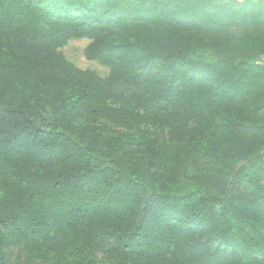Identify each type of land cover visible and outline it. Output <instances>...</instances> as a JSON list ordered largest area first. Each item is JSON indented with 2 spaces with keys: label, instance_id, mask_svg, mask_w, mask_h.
Masks as SVG:
<instances>
[{
  "label": "trees",
  "instance_id": "16d2710c",
  "mask_svg": "<svg viewBox=\"0 0 264 264\" xmlns=\"http://www.w3.org/2000/svg\"><path fill=\"white\" fill-rule=\"evenodd\" d=\"M259 57L264 2L0 0V264H264Z\"/></svg>",
  "mask_w": 264,
  "mask_h": 264
},
{
  "label": "rangeland",
  "instance_id": "374dc122",
  "mask_svg": "<svg viewBox=\"0 0 264 264\" xmlns=\"http://www.w3.org/2000/svg\"><path fill=\"white\" fill-rule=\"evenodd\" d=\"M226 1V0H223ZM244 1V0H240ZM229 30H232L229 28ZM90 43L89 40L83 38H73L70 39L59 51L62 56L76 68L81 70H87L94 72L97 76L105 78L109 73V68L101 65L96 61L86 60L84 57V49ZM264 61V57H259L257 60ZM140 111L139 113H143ZM97 122L96 124H99ZM111 128L115 131L123 132L132 136L144 135L157 142H166L170 144H177L178 142L173 138L172 133L167 128H155L149 123L143 122L135 125L132 128H125L108 122ZM205 164V163H204ZM206 165V164H205ZM181 179L189 180L187 173L180 174ZM5 237L7 240L6 252L10 256L12 264H26L27 262V245L24 240L18 241L17 237L11 232H6ZM228 251V250H226ZM103 252L98 255L99 261L103 264L105 260L102 261Z\"/></svg>",
  "mask_w": 264,
  "mask_h": 264
},
{
  "label": "crops",
  "instance_id": "0c3cea01",
  "mask_svg": "<svg viewBox=\"0 0 264 264\" xmlns=\"http://www.w3.org/2000/svg\"><path fill=\"white\" fill-rule=\"evenodd\" d=\"M251 2H264V0H249Z\"/></svg>",
  "mask_w": 264,
  "mask_h": 264
}]
</instances>
